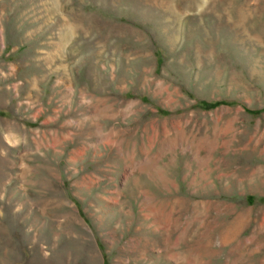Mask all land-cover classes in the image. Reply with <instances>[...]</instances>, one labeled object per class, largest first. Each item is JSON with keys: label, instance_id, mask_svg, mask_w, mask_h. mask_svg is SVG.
Wrapping results in <instances>:
<instances>
[{"label": "rangeland", "instance_id": "1", "mask_svg": "<svg viewBox=\"0 0 264 264\" xmlns=\"http://www.w3.org/2000/svg\"><path fill=\"white\" fill-rule=\"evenodd\" d=\"M0 264H264V0H0Z\"/></svg>", "mask_w": 264, "mask_h": 264}]
</instances>
